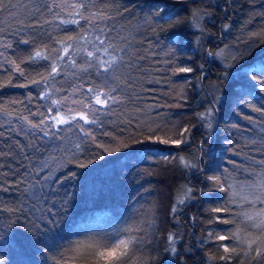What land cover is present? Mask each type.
<instances>
[{
	"label": "snow or ice",
	"instance_id": "1",
	"mask_svg": "<svg viewBox=\"0 0 264 264\" xmlns=\"http://www.w3.org/2000/svg\"><path fill=\"white\" fill-rule=\"evenodd\" d=\"M229 6L228 0H225V11ZM259 6L264 8V0ZM17 7L19 4L12 3V0H0V13H6L8 17L7 20L0 19V37L6 31L20 36L27 35L25 29L40 28L39 17L45 11L52 14L53 19H58L60 25H76L80 30L53 41L58 47L45 44L43 49H35L26 59H8L4 57V52H0V57H4L0 68L7 64L11 73H18L26 79V70L21 65L38 59L50 60V70L47 74H38L39 79L30 80L32 84H44L45 88H49V81L55 84L62 74L66 77L64 83L72 80L68 88L42 90L38 99L45 101V104L35 112L28 110L27 115L11 107L23 101L0 105V117L6 119L9 128L15 123L19 129L17 134L22 133L28 138L23 144L17 142L19 153L28 164L17 168L10 180L7 179L10 173L3 171L6 165L2 161L6 155L12 154V150L9 148L8 153L0 150V194L12 195L15 189L11 206L0 196V264H16L12 257H20L19 264H31L25 258L31 251L39 250L36 248L38 244L44 246L40 253L44 257V264H48L46 253L51 254V264H148L137 253L151 246V240L146 237L156 224L154 216L150 219H133L124 228L106 233L99 240H66L63 233L72 232V225L67 223L71 216L72 200L67 191L62 196L59 193L61 188L82 175L69 166L85 169L96 161H102L105 154L118 153L122 149H130L131 152L126 154L137 156L139 160L160 155L167 163L188 170L204 171L200 167L202 155L172 156L171 153L162 155L152 150L154 144L174 145L177 148L187 145L195 125L183 127L169 135L171 130L166 122L152 126L153 122L140 120L141 114L167 106V101L161 104L160 100L169 95L146 85L169 82L168 73L176 76L194 71L192 67L182 66L180 49L174 47L177 43L175 37L160 48L165 59H155L157 53L153 49L161 44L158 33H166L182 23L178 13L167 3L154 5L155 11L143 18V27L137 25L134 33L130 31L123 36L121 33L135 19V9L141 7L134 0H52L50 4L35 0L30 21L17 19ZM57 8L60 11H54ZM65 11L67 18L61 16V12ZM211 15L207 8L197 9L186 20L191 27L203 33L201 22ZM81 21L85 23L82 25ZM121 21L126 23L122 24ZM12 23L16 25L14 28H6ZM44 23L49 21L45 20ZM224 29L228 30L229 25L225 24ZM147 32H151L155 39L149 38L148 47L142 48L144 41L138 37H145ZM251 35L254 38L264 37V29ZM32 37L19 39L15 43L27 46L39 38V33L33 32ZM201 38L196 37L197 43ZM0 48L11 49L13 44L0 40ZM222 54L223 50L207 52V56L213 59ZM144 61H148L150 66L144 67ZM153 64L156 66L151 67ZM223 67L224 72L218 83L206 94L211 97L208 106L196 113V118L201 126L211 130L225 95L223 89L227 88L228 83H239V90L233 92L236 114L248 121V125L241 126L237 122L231 128L243 134V147L259 153L260 158L245 152L242 162L226 159L223 164L232 165L231 168L218 164L215 174L207 177L213 190L223 194L217 198L216 206L211 208L213 213L222 215L213 216L208 223L218 222L234 227L219 232L209 230L201 243L207 244L213 239L233 241L218 245L224 253L217 258L219 261L225 264H234V261L239 264H261L264 261V95H261L264 93V58H260L259 54L239 52L232 56L231 63H225ZM68 68L72 71L67 72ZM11 82L12 76L9 74L6 83H0V88ZM185 83L190 84V81L185 80ZM174 95L187 102L188 97L183 90ZM27 99L30 102L31 95ZM253 100L260 106L253 104ZM44 107L47 108L46 112L41 111ZM244 107L259 116L244 115ZM155 115L161 114L155 112ZM145 125L146 133L142 130ZM232 135L230 132L229 137ZM4 137L5 132L0 130V138ZM232 144L229 138L226 151L240 156L241 153L234 151ZM199 151L203 154L202 146ZM194 198L193 189L182 186L171 209L173 219L178 221L176 213L181 210L180 206ZM178 239L177 234L169 233L168 248L165 250L175 254ZM212 259L214 257L209 254V260Z\"/></svg>",
	"mask_w": 264,
	"mask_h": 264
},
{
	"label": "trees",
	"instance_id": "2",
	"mask_svg": "<svg viewBox=\"0 0 264 264\" xmlns=\"http://www.w3.org/2000/svg\"><path fill=\"white\" fill-rule=\"evenodd\" d=\"M134 2L141 7L135 9V19L128 24L121 35L127 36L130 31L134 33L137 30V25L143 27V18L155 11L153 6L167 3L168 7L178 13L182 23L176 28L169 29L166 33H158L161 44L153 49L157 53L155 59L161 61L165 59L164 52L160 51V48L175 37L177 43L174 47L180 49L179 57L182 66L192 67L194 70L192 73H180L176 76H171V73H168L169 82L146 85L161 93H169V95L160 100L161 104H165L167 101V106L147 114H141V121L153 122L152 126H155L156 123L166 122L171 130L169 135L173 131L178 132L183 127L195 125L191 132L190 143L187 145L177 148L174 145L154 144L152 150L162 155L169 153L172 156L202 155L200 167L204 168V171L188 170L177 164L167 163L160 155L139 160L137 156L126 154L131 152L130 149H122L121 152L111 155L105 154L102 161H96L95 164L85 169L69 166L73 171L80 172L82 175L76 181L70 182L60 189V196L67 191L72 200L71 216L67 221L72 225V232L65 231L63 235L66 240H99L106 233H114L124 228L127 224L132 223L133 219L140 220L142 217L150 219L154 216L156 224L146 237L151 240V246L144 247L137 253V256L142 257L148 264H225L217 259L224 254L223 249H219L218 245L234 243L233 241L213 239L207 244L201 243L207 237L209 230L219 232L221 229L234 227V225L218 222L208 223L213 216L222 215L213 213L211 208L216 206L217 198L223 194L213 190L207 177L215 174L218 164L231 168L232 165L223 164L226 159L242 162L245 152L256 158H260V155L251 151L250 148H244L243 134H238L235 129L231 128V125L237 122L241 126L248 125V121L236 114L233 92L239 90V83H228L227 88L223 89L225 95L219 105V112L213 121L211 130H206L201 126L196 118V113L202 112L208 106V100L211 97L206 94L212 91L213 85L218 83L224 72V64L231 63L232 56L244 52L246 55L259 54L260 58H264V43H262L264 37L254 38L251 35L264 29V8L259 6L261 0H228L230 6L227 11H225V0H183V2L182 0H134ZM12 3L19 4V7L15 9L17 19L30 21V13L35 5V0H12ZM43 3L50 4L52 0H41V4ZM204 8H207L212 15L201 22L204 29L202 33L191 27L186 17L190 16L194 10ZM54 11L60 10L57 8ZM61 16L67 18L66 11L61 12ZM0 19L7 20V14L0 13ZM45 20H48L49 23H44ZM39 22L40 28L25 29L27 35L17 36L12 31H6L0 40L13 44V48H0V52H4V57L26 59L35 49H43L45 44L50 47H58L53 44V41L80 30L76 25H60L59 20L53 19L52 14L47 11L39 17ZM84 23L81 21L82 25ZM121 23L126 22L121 21ZM225 24L229 25L228 30L224 29ZM15 26V23H12L6 28ZM165 27L167 26L165 25ZM65 29L67 31H64ZM33 32L39 33V38L34 39V42L27 46L15 43L19 39H33ZM197 36L202 37L199 43H197ZM149 38L153 41L155 39L151 32H147L145 37H138L144 41L142 48L148 47ZM254 39L255 45L253 44ZM219 50H223L222 56L215 59L207 56L208 51ZM4 57H0V62L4 60ZM50 62V60L38 59L21 65L26 70L27 79L18 73H11L10 66L7 64L0 68V83H6L9 74L12 76L11 84L0 88V105H10L12 101H23L22 104H12L11 107L16 108L23 115H27L28 110L35 112L40 105L45 104V101L38 99L42 90L50 91L51 87L68 88L72 80L69 79L68 83H64L66 77L63 74L57 77L55 84L49 81V88H45L44 84L30 83L32 79H39L38 74H47V71L50 70ZM142 63L146 68L150 66L148 61ZM155 66L151 65V67ZM66 71L71 72L72 69L68 68ZM159 75H163V73ZM201 76L203 78L198 79ZM185 80L190 81V84H186ZM76 83H81V81H76ZM21 84L28 86L19 87L18 85ZM181 90L188 97L187 102L175 98L174 94ZM156 94L149 93L148 95ZM29 95L32 97L30 102L27 99ZM252 103L257 107L260 106L256 100H253ZM41 111L46 112L47 108H41ZM155 112H159L161 115L157 116ZM242 112L244 115L259 116L258 113L251 112L248 107L242 108ZM0 130L5 132V137L0 138V150L5 153H8L9 148L12 150V154L6 155L2 161L6 165L3 171L10 173L7 177L10 180L17 168H20L21 165L26 167L28 164V161L22 159L17 144L18 141L20 144L25 143L28 138L22 133L17 134L19 129L15 123L10 129L6 119L2 117H0ZM142 130L146 133L147 125ZM230 132L233 134L231 137H229ZM229 138L233 141L234 151L240 152V156H234L226 151L225 145ZM201 146L203 154L199 151ZM84 162H87L86 158ZM182 186L192 188L195 198L180 206L181 210L176 213L179 217L177 221L173 219L171 209ZM14 195L15 189H13L12 195L0 194L9 206H11L10 202L14 199ZM3 214L7 215V213ZM169 233H175L179 237L175 245L177 248L175 254L170 250H165L168 248ZM36 248L39 250L31 251L25 259L31 261V264H44V257L40 254L44 250V246L38 244ZM209 254L214 259L209 260ZM7 255L11 256V253ZM46 255L48 264H51V254L46 253ZM12 259L16 264H19L21 258L12 257ZM234 264H239V262L234 261ZM261 264H264V261Z\"/></svg>",
	"mask_w": 264,
	"mask_h": 264
}]
</instances>
